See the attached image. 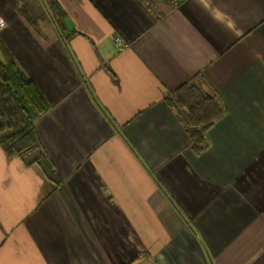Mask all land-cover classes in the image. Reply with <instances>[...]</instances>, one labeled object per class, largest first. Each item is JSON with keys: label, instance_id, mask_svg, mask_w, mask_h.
<instances>
[{"label": "clouds", "instance_id": "clouds-1", "mask_svg": "<svg viewBox=\"0 0 264 264\" xmlns=\"http://www.w3.org/2000/svg\"><path fill=\"white\" fill-rule=\"evenodd\" d=\"M0 27H7L6 22H3L2 20H0Z\"/></svg>", "mask_w": 264, "mask_h": 264}]
</instances>
